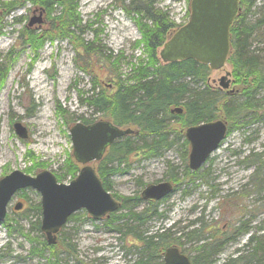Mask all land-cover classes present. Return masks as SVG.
I'll list each match as a JSON object with an SVG mask.
<instances>
[{"label":"rangeland","instance_id":"obj_1","mask_svg":"<svg viewBox=\"0 0 264 264\" xmlns=\"http://www.w3.org/2000/svg\"><path fill=\"white\" fill-rule=\"evenodd\" d=\"M143 1L152 12L164 14L166 22L171 24L162 43L188 20L191 0ZM133 4L130 0H78L82 29L76 31V38L93 42L94 48L88 69H80L81 60L71 39L45 42L33 60L32 51L23 46L18 35L29 19L38 15L39 10L35 11L37 7L34 5L27 2L3 19L5 25L0 33V68L3 73L0 80V178L13 170L30 175L49 170L59 182L68 183L72 179L69 162L78 168L81 164L73 157L69 128L85 119H107L89 106L86 98L100 88L111 89L109 77L115 75L123 83H133L139 59L146 60L145 47L142 42L136 43L141 32L135 18L143 17V14L134 10L127 12L124 8L130 10ZM262 4L264 0L257 1L253 14L260 13L258 8ZM42 19L41 23L29 28L44 29L43 10ZM146 20L143 19L152 25L150 19ZM160 47L156 49V55L162 63L158 54ZM250 50L264 59V26L251 38ZM228 70L232 73L228 63L222 69L209 70L206 84L211 90L228 93L217 87L219 77ZM199 85L204 87L202 83ZM243 86L230 75L229 88L235 91L233 98L240 96ZM263 96L264 90L259 94V97ZM15 122L26 128V138L15 133ZM123 127L135 128L131 124ZM184 129L181 128V132ZM182 142V138L176 139L171 147L155 157L132 154L125 163H110V167L117 168L108 178L110 193L120 201L123 197L133 201L146 185L169 180L171 172L181 178L184 165H188L189 152V146L185 150ZM261 151L264 152V113L259 120L243 128L232 127L219 147L198 170L193 171L195 174L190 179H181L169 195L155 201L158 216L148 218L141 226L127 217L118 224L126 221L128 225L137 226L144 235L153 234L160 227L167 228L172 238H179L178 247L190 256L211 229L229 232L232 224L239 223L241 218L246 221L248 231L237 233L227 241L211 264H223L229 255L253 251H258V260L254 263L264 264V243L261 244L264 241V183L263 186L256 183L254 165L245 159L247 155ZM254 183L259 187H254ZM235 195L242 204L238 209H231L228 201ZM18 201L22 202V207L15 210L13 206ZM37 203H40V194L26 188L17 192L7 205L6 216L0 222V264H125L132 263L141 252V248L133 247L134 238L123 234L126 228L120 225L122 230L116 231L107 224L108 218L94 220L80 209L74 213L78 219L68 220L56 233L54 253L57 256H53L40 244L42 239L46 241L45 234L32 226L36 220L40 224L41 212L35 208ZM130 204L128 202L125 209L114 211V215L128 213ZM146 205L143 200L136 209ZM6 224L15 228L8 231ZM201 225H204L205 233L198 241L189 240L186 233ZM20 228L23 232L19 231ZM251 236L253 240H250ZM62 241L71 244L75 252L64 249Z\"/></svg>","mask_w":264,"mask_h":264},{"label":"trees","instance_id":"obj_2","mask_svg":"<svg viewBox=\"0 0 264 264\" xmlns=\"http://www.w3.org/2000/svg\"><path fill=\"white\" fill-rule=\"evenodd\" d=\"M130 1L134 3L133 7L130 10L124 7L125 10L127 12L134 10L137 14H143V17L135 18L141 32V37L136 43L142 42V46L145 47L146 60L139 59L133 83H123L115 75L112 78L109 77V82H112L111 89L100 88L86 98L89 106L103 113L107 120L114 124L135 126L132 134L115 140L106 148L102 158L92 164L103 187L108 191H110L107 183L108 178L117 171V168L109 166L110 163L114 161H117L118 165L125 163L132 154L144 157L158 156L164 149L171 147L176 139L180 138H182L184 149L187 150L189 143L184 137V131L181 132V128H186L189 125L220 118L226 121L227 133H229L232 127L243 128L244 125L259 120L264 113V96L259 97L261 91L264 90V59L254 55L250 50L251 38L260 27L264 26V4L258 8L259 14H253L258 0H239L240 9L229 29L230 53L227 63L232 68L231 74L244 85L240 96L233 98L231 93L211 90L206 84L209 68L205 64L193 59L161 63L157 58L156 49L161 46L171 24L166 22L164 14L152 12L143 0ZM27 2L37 7L35 11L43 10L46 21L44 29L40 28L36 31V29L24 25L19 31L18 39L21 40L23 46L30 48L33 60L45 42L52 43L56 39H71L76 49V55L81 60L80 69H88L87 66H91L90 57L94 48L93 42H84L76 38V31L82 29L78 13V0L0 1V33L5 25L3 19L9 13L23 7ZM144 18L150 19L152 25L144 22ZM2 79L3 73L0 68V80ZM200 83L204 87L199 85ZM197 84L200 87L194 88ZM175 106L182 107L181 113L170 112V109ZM218 112L220 114H217ZM93 121V119H85L83 123L87 124ZM245 159L249 160L248 164L254 165L255 181L258 185L263 186L264 152H254L247 155ZM68 165V171L73 179L80 168L72 162H69ZM194 174L188 165H184L182 177L179 178L178 174L171 172L169 181L174 184L175 189L181 179H190ZM253 185L259 187L255 183ZM111 195L118 200L113 194ZM118 201L120 204L116 211L125 209L126 204L131 202L128 213L114 215V212H111L106 217L108 218L107 224L116 231H121V226L126 228L123 234L134 238L136 243L133 244V247L141 248L137 259L132 263L125 264H163L164 250L170 246L178 247L179 238H172L169 229L164 227L157 228L153 234L148 235L137 230V226L144 224L148 218L159 215L155 201L146 200L147 205L140 210L136 209L143 201L140 195L136 196L133 201L129 197H123L121 201ZM241 204L238 195L229 198L228 206L231 209L236 207L238 209ZM35 208L39 213L41 211L40 203H37ZM125 217L132 223L135 222L137 226L128 225L126 221L118 224V221L124 220ZM72 219H78V217L72 214L68 220ZM238 222L232 224L229 232L213 228L209 231L208 236L201 238V242L194 247V254L190 255L192 264H211L213 258L222 250L227 241L237 233L248 231L246 221L239 218ZM32 224L36 230L40 229L39 220ZM6 227L8 231L15 228L8 224ZM203 228L204 225L191 228L186 233L187 238L198 241V238L205 233ZM19 231L23 232L21 228ZM30 239L35 240V238ZM250 240H253L252 236ZM56 243L57 241L54 243L55 245H47L46 241L42 239L40 244L43 249H48L53 256H57L54 253ZM58 243L61 244V242ZM257 243L259 244L258 240ZM263 243L264 241L261 244ZM62 245L68 252H75L71 244L62 241ZM257 252L229 255L224 259L223 264H255L254 262L258 260Z\"/></svg>","mask_w":264,"mask_h":264},{"label":"water","instance_id":"obj_3","mask_svg":"<svg viewBox=\"0 0 264 264\" xmlns=\"http://www.w3.org/2000/svg\"><path fill=\"white\" fill-rule=\"evenodd\" d=\"M238 0H191L188 22L179 27L159 50L164 63L183 59H194L210 69H220L226 64L229 54V27L238 11ZM42 11L33 15L28 26L42 22ZM230 72L226 71L218 80L222 89H228ZM232 91V89H230ZM182 107L175 106L170 112L181 113ZM15 133L27 137L26 128L20 123L13 124ZM131 127L114 124L107 119L91 123L76 122L69 128L72 154L81 164L76 176L68 183L58 182L49 170L35 175L13 170L0 178V222L4 220L7 205L22 189L32 188L40 194V230L46 242L54 244L56 233L67 222L70 215L84 209L94 220L107 217L119 207L120 202L106 190L93 165L102 158L106 148L115 140L132 134ZM227 123L217 118L189 125L184 137L189 143L188 167L198 170L226 136ZM174 189L169 180L146 185L140 192L143 200L159 201ZM22 202L13 208L19 210ZM163 264H192L188 255L177 246H170L163 252Z\"/></svg>","mask_w":264,"mask_h":264},{"label":"flooded vegetation","instance_id":"obj_4","mask_svg":"<svg viewBox=\"0 0 264 264\" xmlns=\"http://www.w3.org/2000/svg\"><path fill=\"white\" fill-rule=\"evenodd\" d=\"M238 10H239V7H238ZM236 13H237V12H236ZM189 16H190V14H189ZM188 20H189V17H188ZM188 20H187V22H188ZM187 22H186V23H187ZM186 23L182 24L181 26L185 25ZM181 26H180V27H181ZM220 69H222V68H220ZM230 75H231V73H230ZM219 78H220V77H219ZM229 86H230V84H229ZM217 87H218L219 89H222V88H220L219 86H217ZM228 89H229V90H228ZM228 89H227V90L230 91V89H232V88H229V87H228ZM225 91H226V90H225ZM234 92H235L234 89H232V91H230L231 94L234 93Z\"/></svg>","mask_w":264,"mask_h":264}]
</instances>
